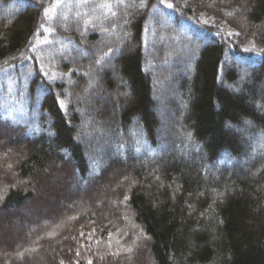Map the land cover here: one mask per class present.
Segmentation results:
<instances>
[{"label": "trees", "instance_id": "1", "mask_svg": "<svg viewBox=\"0 0 264 264\" xmlns=\"http://www.w3.org/2000/svg\"><path fill=\"white\" fill-rule=\"evenodd\" d=\"M53 5L0 0V264H264V0Z\"/></svg>", "mask_w": 264, "mask_h": 264}, {"label": "rangeland", "instance_id": "2", "mask_svg": "<svg viewBox=\"0 0 264 264\" xmlns=\"http://www.w3.org/2000/svg\"><path fill=\"white\" fill-rule=\"evenodd\" d=\"M62 1H64V0H54L53 9L56 8L58 5H60ZM163 1L168 2V4H169V2H170V0H163ZM50 19H51V15H48L47 18H46V22H45V24H44V27H45L46 29L48 28V20H50ZM243 52L245 53L244 55L247 54V50H246V52H245V50H244ZM250 52H251V51H250ZM250 52H249V53H250ZM101 101H102V102L104 101L105 103H107L106 100H101ZM166 124H167L166 122H164V123L162 122L160 128L162 129L163 127H166ZM71 192L75 193V190L72 189Z\"/></svg>", "mask_w": 264, "mask_h": 264}, {"label": "snow or ice", "instance_id": "3", "mask_svg": "<svg viewBox=\"0 0 264 264\" xmlns=\"http://www.w3.org/2000/svg\"><path fill=\"white\" fill-rule=\"evenodd\" d=\"M169 7H171V5H169Z\"/></svg>", "mask_w": 264, "mask_h": 264}]
</instances>
